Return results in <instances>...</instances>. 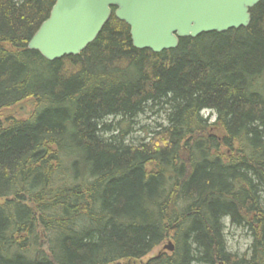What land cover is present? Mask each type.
I'll return each mask as SVG.
<instances>
[{"label":"trees","instance_id":"1","mask_svg":"<svg viewBox=\"0 0 264 264\" xmlns=\"http://www.w3.org/2000/svg\"><path fill=\"white\" fill-rule=\"evenodd\" d=\"M55 3L0 0V264H141L166 241L143 264H264V1L248 28L161 54L112 9L49 62L28 43ZM227 221L251 236L243 256Z\"/></svg>","mask_w":264,"mask_h":264},{"label":"water","instance_id":"2","mask_svg":"<svg viewBox=\"0 0 264 264\" xmlns=\"http://www.w3.org/2000/svg\"><path fill=\"white\" fill-rule=\"evenodd\" d=\"M262 1L56 0L28 49L49 62L77 57L95 42L116 9L115 17L131 29L133 46L161 54L177 49L182 39L248 28L251 11ZM163 250L173 253V243Z\"/></svg>","mask_w":264,"mask_h":264},{"label":"rangeland","instance_id":"3","mask_svg":"<svg viewBox=\"0 0 264 264\" xmlns=\"http://www.w3.org/2000/svg\"><path fill=\"white\" fill-rule=\"evenodd\" d=\"M203 116L209 117V112H205ZM211 123L215 121V117H209ZM136 126L132 127L130 138L135 142H141L142 140H148L149 136H152V132H154L155 127L158 124L165 122V118L163 116L157 115V113L148 114L146 117H143L138 120ZM149 133V134H148ZM1 202V201H0ZM226 240L228 249L231 253L243 256L247 253L249 246L251 244V236L247 233L246 230L241 228L229 225L227 221V229H226ZM169 241H166L162 246L155 249L150 255L143 259L142 262H148L150 259L154 258L160 253H169L168 251H164L163 247L168 245Z\"/></svg>","mask_w":264,"mask_h":264},{"label":"bare ground","instance_id":"4","mask_svg":"<svg viewBox=\"0 0 264 264\" xmlns=\"http://www.w3.org/2000/svg\"><path fill=\"white\" fill-rule=\"evenodd\" d=\"M258 5H259V4H258ZM258 5H257V6H258Z\"/></svg>","mask_w":264,"mask_h":264}]
</instances>
